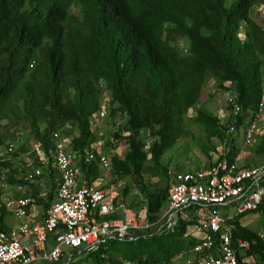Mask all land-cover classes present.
Listing matches in <instances>:
<instances>
[{
  "label": "trees",
  "instance_id": "16d2710c",
  "mask_svg": "<svg viewBox=\"0 0 264 264\" xmlns=\"http://www.w3.org/2000/svg\"><path fill=\"white\" fill-rule=\"evenodd\" d=\"M255 4L264 8V0H0V118L22 122L31 141L45 151L53 145L55 131L69 137L70 148L80 150L101 135L91 127L90 116L107 91L106 114L113 127L104 145L124 143L120 153H110L109 169L114 181L127 178L113 202L131 208L140 202L144 217L155 221L169 177L159 158L182 134L187 110L192 108V121L203 126L206 156L224 134L228 119L219 122L199 102L206 78L219 85L230 82L241 116L263 95L264 14L254 17ZM72 5L80 17L69 24ZM146 137L150 144L144 149ZM23 143L21 150L27 147ZM254 149L262 153L264 134ZM11 156L0 160V169L6 168L0 182L28 184L25 194L45 188V197L36 202L46 205L54 195V169L42 168L47 181L40 185L38 179L14 176ZM146 161L165 178L152 191L143 177ZM78 165L86 183L99 174L96 160ZM132 186L140 200L130 194ZM5 212L0 190L3 227ZM236 216L232 235L250 241L238 260L245 255L259 260L263 240ZM192 220V215L178 216L170 226L134 229L131 238H105L87 249V256L92 264L169 263L192 242L184 235Z\"/></svg>",
  "mask_w": 264,
  "mask_h": 264
},
{
  "label": "built area",
  "instance_id": "2783aa9c",
  "mask_svg": "<svg viewBox=\"0 0 264 264\" xmlns=\"http://www.w3.org/2000/svg\"><path fill=\"white\" fill-rule=\"evenodd\" d=\"M210 91L222 96L217 117L221 123L228 119L224 134L215 140L216 149L206 166L184 171L167 170L166 199L155 221L140 217L127 205L114 204L119 182L103 190L80 177L79 161L96 160L99 166H110L109 156L94 145L96 140L80 150L72 149L67 137L55 131L53 145L47 151L30 142L20 152L22 172L19 176L27 181L38 179L42 185V168H53L56 173L54 195L42 206L36 202V197L44 198L45 188L36 195L6 196L1 193L4 208L19 221L11 226L0 225V264L57 262L65 247L94 249L105 238H131L132 230L152 226L160 218L163 220L156 228L163 224L170 226L178 216L189 218L190 215L193 220L186 225L184 235L192 238V242L173 258L183 264H240V261L246 264L251 255L238 260L237 254L247 248L250 241L232 235L233 219L251 210L264 217V149L259 154L260 159L249 165L245 164L248 149H244L264 134V88L255 108L244 116H241L229 81L222 85L215 82ZM108 107V97H101L99 108L90 116L91 127L102 119ZM237 132L241 134V144L234 140ZM17 137L1 144L0 160L10 156ZM149 144L150 139L144 138L142 147L147 149ZM3 176L1 173L0 179ZM220 205L226 207L224 213H228L230 207L234 212L224 216L219 211ZM38 206H41V216L28 220L33 210L38 211ZM254 231L263 240L257 264H264V225Z\"/></svg>",
  "mask_w": 264,
  "mask_h": 264
},
{
  "label": "rangeland",
  "instance_id": "374dc122",
  "mask_svg": "<svg viewBox=\"0 0 264 264\" xmlns=\"http://www.w3.org/2000/svg\"><path fill=\"white\" fill-rule=\"evenodd\" d=\"M233 0H225L226 4H229ZM254 9L256 12L255 18H259L260 16H263L264 14V8L258 4L254 5ZM79 18L80 17V9L78 6H71L70 7V16L68 17V23L73 22V18ZM215 82L211 76H208L206 78V81L204 85L201 88L200 98L199 102L201 105L206 108V110H209L210 112L215 113L218 115V110L222 105V96L220 94H215L210 91V88L212 85H214ZM102 98L108 97L107 91L102 92ZM107 111V110H106ZM191 113L192 108H189L186 112V116L183 119L182 127L183 132L182 134L176 139V141L169 146L160 156L159 163L160 165L166 166V169L169 172L172 171H184V170H193L199 167H202L207 164L208 160L211 158V152L208 151L209 157L206 156L202 149L201 145L203 142H205V136H204V129L202 124L197 123L195 121H192L191 119ZM112 122L109 115L106 113L100 119L99 121H96V125H94L92 128L96 130L97 135L99 136L100 132L101 135L97 138L96 143L94 144L98 149H100L103 153H105L107 156L110 155L112 152L120 153L123 149V141L119 140L117 142L110 141L106 146L104 145L105 139L110 138V131L112 130ZM18 135L17 139L15 140V147L13 151H17L16 156L13 157L11 154H9L11 157L9 158L12 162V167L14 168L13 175L19 176L22 172L21 164L19 163V157L20 152L23 151V149H19V145L27 144V146L30 144L31 138L27 131V127L24 126L22 122L15 123L9 121L7 117L0 118V136L3 137V143L6 142L9 139L14 138V136ZM67 139H69L68 136H66ZM27 139V140H26ZM111 140V139H109ZM234 140L237 144H241V134L240 132H237V134L234 137ZM215 141V140H214ZM216 142V141H215ZM254 145H247L244 147V149H248L249 155L247 156L246 160L249 161V163L257 162L259 159V154L256 153L254 149ZM2 147V145H0ZM146 166L143 170V177L147 184L148 190L152 191L157 188L159 184H162L165 180L164 175L161 173L160 168H155L152 166V164L145 162ZM6 168L0 169V173L4 172ZM41 180L44 183L47 181V176H45V173L41 176ZM127 181V178H120L116 181L113 180V175L110 173V169L106 167L99 166V174L96 177V179L92 182L93 184L99 186L103 190L108 187V185L112 183L119 182L120 184L117 186L118 192L122 185ZM29 188L28 184H18V183H2L0 184V190L2 195L6 196H13V195H19L24 194L25 191ZM131 195L135 196L137 200H140L141 197L137 192V189L135 186H132L131 188ZM219 211L224 216L231 215L234 212L233 208H229L228 213H224L226 207L223 205H220ZM133 209L139 213L140 217L145 216L144 207H141V203H137L133 205ZM160 213V212H159ZM6 222H8L10 225H15L18 218L12 216L9 212H5L4 217ZM237 221L240 224H243L247 227H250L251 229H257L259 226L264 225V217L256 210L246 211L244 213H240L236 216ZM163 220V218H160L158 222L155 224H152L150 226L151 228H154L158 223H160ZM71 254V258L68 259V255ZM185 256V254L182 255V259ZM248 258V257H247ZM71 261L69 264H92L89 257L87 256V250L84 247H79L78 250L74 251L73 248L65 247L63 255L59 261H57V264H68V262ZM42 264H49L48 261H42ZM27 264H33V263H27ZM166 264H171L166 263ZM246 264H257V259L251 255L247 260Z\"/></svg>",
  "mask_w": 264,
  "mask_h": 264
},
{
  "label": "crops",
  "instance_id": "0c3cea01",
  "mask_svg": "<svg viewBox=\"0 0 264 264\" xmlns=\"http://www.w3.org/2000/svg\"><path fill=\"white\" fill-rule=\"evenodd\" d=\"M249 155V152H247L246 154H245V159L247 158V156ZM259 156V159H260V155H258ZM258 159V160H259ZM247 161V160H246ZM256 163V162H255ZM38 211H35V210H33L31 213H30V215H29V218H27L28 220H35V219H37V218H39L40 216H41V206H38ZM19 221V220H18ZM17 221V222H18ZM3 222H4V224H5V226H11L8 222H6L5 221V219L3 218ZM42 261H40V262H37V263H33V264H42L41 263ZM49 264H52V262H48ZM170 263L171 264H183L182 263V261H180V260H178V259H176V258H172L171 259V261H170ZM58 264H60V263H58Z\"/></svg>",
  "mask_w": 264,
  "mask_h": 264
}]
</instances>
